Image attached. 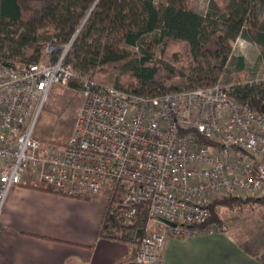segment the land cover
Returning <instances> with one entry per match:
<instances>
[{
	"label": "built area",
	"instance_id": "1",
	"mask_svg": "<svg viewBox=\"0 0 264 264\" xmlns=\"http://www.w3.org/2000/svg\"><path fill=\"white\" fill-rule=\"evenodd\" d=\"M71 44L47 45L37 64L0 59V217L18 186L84 201L118 187L128 217L148 206L144 235L126 261L157 264L170 237L226 230L210 222L213 202L264 198V110L219 84L144 96L77 78L65 63ZM75 80L82 105L70 138L36 139L51 88Z\"/></svg>",
	"mask_w": 264,
	"mask_h": 264
},
{
	"label": "trees",
	"instance_id": "2",
	"mask_svg": "<svg viewBox=\"0 0 264 264\" xmlns=\"http://www.w3.org/2000/svg\"><path fill=\"white\" fill-rule=\"evenodd\" d=\"M189 2L0 0V59L37 64L47 45L72 41L65 63L77 78L99 82L98 75L115 71L108 76L113 88L155 96L219 84L229 76L231 45L242 38L260 50L264 74V0H211V10L205 14L191 10ZM237 61L240 70L243 60ZM238 83L225 85L223 80L220 86L239 103L261 109L264 80ZM68 87L80 92L76 80ZM113 191L98 236L135 245L144 235L148 206L141 204L128 217L120 207V189ZM254 205L264 208V198H222L210 205V222L221 224L217 207L240 211ZM248 242L251 245L240 244L244 252L264 264V236L258 234Z\"/></svg>",
	"mask_w": 264,
	"mask_h": 264
},
{
	"label": "crops",
	"instance_id": "3",
	"mask_svg": "<svg viewBox=\"0 0 264 264\" xmlns=\"http://www.w3.org/2000/svg\"><path fill=\"white\" fill-rule=\"evenodd\" d=\"M97 195L84 201L28 186L11 189L0 217V264H136L125 259L129 245L98 236L106 203ZM157 264L263 263L225 232L170 237Z\"/></svg>",
	"mask_w": 264,
	"mask_h": 264
},
{
	"label": "rangeland",
	"instance_id": "4",
	"mask_svg": "<svg viewBox=\"0 0 264 264\" xmlns=\"http://www.w3.org/2000/svg\"><path fill=\"white\" fill-rule=\"evenodd\" d=\"M189 7L198 14H205L211 10V0H190ZM264 25V16L261 18ZM232 56L229 62V76L219 80V85L223 80L228 84H252L264 80L263 58L260 50L242 38L236 39L232 43ZM159 47H157V50ZM238 59L243 60V67L239 70ZM115 72V71H113ZM107 74L98 75V83L110 85L111 77ZM82 105V95L68 86L54 85L43 106L39 120L33 132V136L43 142H54L63 144L68 141L74 122L79 114ZM110 189L103 188L97 197L104 203L108 200ZM107 198V199H106ZM217 215L221 224L226 227V233L240 241L244 246L251 245L253 236L258 234L264 236V208L259 205L244 207L240 211H231L227 208L217 207ZM153 228V226H152ZM154 229V228H153Z\"/></svg>",
	"mask_w": 264,
	"mask_h": 264
},
{
	"label": "water",
	"instance_id": "5",
	"mask_svg": "<svg viewBox=\"0 0 264 264\" xmlns=\"http://www.w3.org/2000/svg\"><path fill=\"white\" fill-rule=\"evenodd\" d=\"M264 110V105L262 106V108H261V111H263ZM162 221V223L164 224V225H167V226H169V227H171V228H175L176 227V225L175 224H172V223H169V222H167V221H164V220H161ZM140 234H141V232H139V236H140Z\"/></svg>",
	"mask_w": 264,
	"mask_h": 264
},
{
	"label": "bare ground",
	"instance_id": "6",
	"mask_svg": "<svg viewBox=\"0 0 264 264\" xmlns=\"http://www.w3.org/2000/svg\"><path fill=\"white\" fill-rule=\"evenodd\" d=\"M225 232H226V230L223 233H225Z\"/></svg>",
	"mask_w": 264,
	"mask_h": 264
}]
</instances>
